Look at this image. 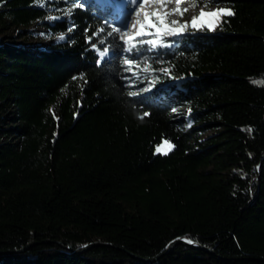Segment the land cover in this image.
Masks as SVG:
<instances>
[{
	"label": "trees",
	"instance_id": "trees-1",
	"mask_svg": "<svg viewBox=\"0 0 264 264\" xmlns=\"http://www.w3.org/2000/svg\"><path fill=\"white\" fill-rule=\"evenodd\" d=\"M73 3L63 43L0 42V264H264V0L130 51L92 0H0V33Z\"/></svg>",
	"mask_w": 264,
	"mask_h": 264
},
{
	"label": "rangeland",
	"instance_id": "rangeland-1",
	"mask_svg": "<svg viewBox=\"0 0 264 264\" xmlns=\"http://www.w3.org/2000/svg\"><path fill=\"white\" fill-rule=\"evenodd\" d=\"M92 1L102 7H106L108 4H110V6L113 8V22L110 26V30L115 35V37L119 38V45L123 48V50L130 48L134 49L139 44L138 41L146 40L154 32L161 34L160 32H157L155 29H153L152 34L150 35H137L138 32L142 31L141 25L147 23L145 17L149 13L158 14L160 17L165 19V23L170 21H178V24L174 26L177 28L180 27V25H183L185 22H188L189 26L184 28L181 34L166 36L171 39L194 35L199 33L200 30L202 31L204 27L209 29V23L213 25V27L209 30L214 31L220 18L223 16V14H221L219 16L204 17L202 20L197 21V27L191 26L192 17H198L202 8L206 12H215V8L219 7V0H215V2H212V0H181L179 6H177L175 0H170L166 6H161L156 3H149L145 6V8L139 9V16L133 12V7L135 6L131 4V0H114L113 3L107 2L105 0ZM41 7H46L44 1H42ZM174 9H176V11H173ZM184 9H187V11L183 12V15L181 16L180 12ZM67 10L68 8L66 5L49 6L47 7L48 16L44 21H38L29 27H11L0 33V42L19 47L41 46L43 48H50L52 46L61 44L66 40L67 34H63L64 39H60L61 34H50L45 25H53L56 22L69 21L70 16L65 14ZM166 13H170V15L165 17ZM49 16L59 17V19L50 20L48 19ZM133 24L136 26L133 27ZM114 28L120 29L121 31L115 32L113 31ZM163 30L164 29L162 28L161 32ZM122 33L125 34L124 39L120 38ZM130 37H135V39H130ZM96 53L101 60L106 57V52H104V49L96 50ZM101 53L104 54L101 55ZM127 66V81L129 87L132 89V92H136L137 94L143 93L144 89H146L148 85V75L151 72L150 69L138 64H127ZM174 114L179 118L183 117L185 114L184 107L179 106L176 111H174ZM169 151L170 146L166 143H163L161 145V151L157 153L166 155Z\"/></svg>",
	"mask_w": 264,
	"mask_h": 264
},
{
	"label": "snow or ice",
	"instance_id": "snow-or-ice-1",
	"mask_svg": "<svg viewBox=\"0 0 264 264\" xmlns=\"http://www.w3.org/2000/svg\"><path fill=\"white\" fill-rule=\"evenodd\" d=\"M170 2V0H131V4L134 5L135 7H133V12L139 16V9H143L145 8V6L149 3H156L159 4L161 6H166V4ZM177 6L180 5L181 0H175ZM212 2H215V0H212ZM76 7H82V5H80L79 3H73L72 6L67 10V12L65 13L66 15H71L72 14V10ZM173 11H176V9H174ZM187 11V9H184L183 11L180 12V15H183V12ZM227 15V16H233L235 13L229 9V8H218L215 12H206L203 8L200 10L199 12V16L196 17H192L191 20V26L192 27H197V21L198 20H202L204 17H213V16H219V15ZM167 15H170V13H166L165 17ZM48 19L50 20H54V19H59V17H52L49 16ZM147 23L141 25V32H138L137 35H150L152 34V30L155 29L157 32H160L163 36H169V35H179L182 33L184 28H187L188 22H185L183 25H180V27H174L175 25L178 24V21H170L168 23H165V19L160 17L158 14H154V13H149L146 15L145 17ZM136 25L133 24V27H135ZM209 29H211L213 27V25L211 23L208 24ZM164 29L161 32V29ZM103 29H101L102 31ZM146 30V31H145ZM69 31H71V28L69 29ZM113 31L115 32H120V29L114 28ZM124 35L125 34H121V39H124ZM60 39H64L63 34H61ZM130 39H135V37H130ZM138 43H149L151 44V41H145V40H140L138 41ZM93 47H95V45H93ZM130 51V49H128ZM108 49H104V52H107ZM104 53H101V55H103ZM125 64H132L135 63V61H130V60H125L123 61ZM161 71H167L165 69H161ZM73 79H76V77H73ZM252 83L254 84H264V80H254L252 81ZM144 91H147V89H144ZM129 95L131 96H136L137 93L136 92H130ZM173 111H176V109H173ZM145 115H147V113H145ZM248 132L251 133L252 129L249 128L247 129ZM165 143H167V141H165ZM171 147V146H170ZM161 151V146L157 147V152ZM166 154V153H165ZM188 243H192L191 240H188Z\"/></svg>",
	"mask_w": 264,
	"mask_h": 264
},
{
	"label": "water",
	"instance_id": "water-1",
	"mask_svg": "<svg viewBox=\"0 0 264 264\" xmlns=\"http://www.w3.org/2000/svg\"><path fill=\"white\" fill-rule=\"evenodd\" d=\"M175 245H183V246H186V247H189V248H192V249H198V250H204V251H207L209 252V250L207 249H204L198 245H195V244H190V243H186V242H183V241H178V242H175V243H172L170 246H169V251L173 248V246ZM85 249H88V247H86Z\"/></svg>",
	"mask_w": 264,
	"mask_h": 264
}]
</instances>
